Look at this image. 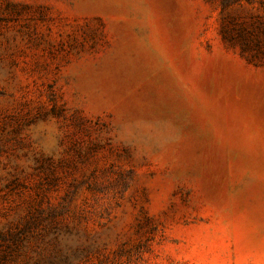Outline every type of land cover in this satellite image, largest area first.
<instances>
[{"label": "rangeland", "instance_id": "1", "mask_svg": "<svg viewBox=\"0 0 264 264\" xmlns=\"http://www.w3.org/2000/svg\"><path fill=\"white\" fill-rule=\"evenodd\" d=\"M0 264H264V0H0Z\"/></svg>", "mask_w": 264, "mask_h": 264}]
</instances>
